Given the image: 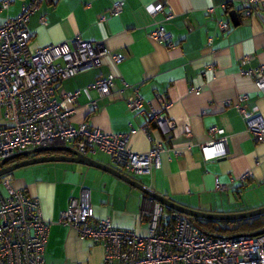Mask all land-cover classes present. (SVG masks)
Returning <instances> with one entry per match:
<instances>
[{
    "label": "crops",
    "instance_id": "obj_1",
    "mask_svg": "<svg viewBox=\"0 0 264 264\" xmlns=\"http://www.w3.org/2000/svg\"><path fill=\"white\" fill-rule=\"evenodd\" d=\"M27 1L8 0L7 7H0V23L17 15ZM114 1L43 0L29 16L27 27L33 34L28 46L35 49L79 36L103 42L111 53L121 52L118 63L106 54L98 64L56 79L54 97L61 100L63 93L81 89L74 101L64 100L73 108L74 125L85 121L105 132H127L126 145L135 152L147 151L157 141L166 149L159 154V167L149 173H126L100 150L86 153L99 165L47 160L11 171L12 185L37 197L41 215L49 222L41 264H101L103 246L59 221L81 187L90 191L94 218L109 216L117 228L145 232L157 201L105 166L195 209L235 212L264 205V141L254 139L235 106L238 96L245 94L241 103L246 108L264 110V90L241 72L264 62V8L245 15L241 0H123L121 11L112 14ZM156 1L163 8L151 14L146 6ZM220 20L227 22L226 29H221ZM157 25L170 33L173 46L149 36ZM108 74L113 75L108 93L85 89ZM135 90L146 107L162 110L174 120L168 134L150 124V139L142 130L145 115L128 112L125 101ZM159 93L168 101L166 107L157 98ZM212 125L224 129L228 153L205 160L199 144L213 136L208 131ZM66 145L74 147L73 142ZM216 182L223 187L216 188Z\"/></svg>",
    "mask_w": 264,
    "mask_h": 264
},
{
    "label": "built area",
    "instance_id": "obj_2",
    "mask_svg": "<svg viewBox=\"0 0 264 264\" xmlns=\"http://www.w3.org/2000/svg\"><path fill=\"white\" fill-rule=\"evenodd\" d=\"M42 1L28 0L17 15L0 23V108H4L3 116L8 121L0 122V160L32 147L73 142L81 153L95 150L107 153L111 162L126 173H149L159 167V154L166 149L162 142H153L147 151L135 152L126 145L127 132H105L85 121L76 125L70 121L73 108L67 107L64 100L74 101L81 89L63 93V99L58 100L54 97L55 80L98 64L103 55H111L116 63L123 55L111 53L103 42L92 43L79 36L30 49L33 32L27 23ZM241 2L245 15L258 14L264 8V0ZM7 5L8 0L0 3L1 8ZM123 5V0L114 1L110 12L118 14ZM146 8L154 14L162 10L163 4L156 1ZM40 21L44 22L43 15ZM218 23L221 29L228 27L226 21ZM149 36L166 47L173 46L170 33L160 25ZM241 72L253 78L257 89L264 90V62ZM112 78V74L99 76L85 89L106 94L113 86ZM194 91L198 93L197 89ZM246 97L239 95L235 106L254 139L264 141V110L246 108L241 103ZM157 98L164 107L168 105L163 94H157ZM125 102L131 115H145L142 130L150 139V124L163 135L173 129L174 120L162 110L146 107L137 90ZM92 106H96L94 100ZM208 131L213 136L199 144L203 159L227 154L224 129L212 125ZM11 181V172L0 176V264H41L49 222L41 215L37 197L14 187ZM215 187L223 185L216 182ZM59 221L73 227L81 238L103 246L101 264H264V230L258 234L212 236L189 220L187 214L165 211L159 202L150 213L145 232L138 233L115 227L109 216L94 218L90 191L81 187L61 211Z\"/></svg>",
    "mask_w": 264,
    "mask_h": 264
},
{
    "label": "water",
    "instance_id": "obj_3",
    "mask_svg": "<svg viewBox=\"0 0 264 264\" xmlns=\"http://www.w3.org/2000/svg\"><path fill=\"white\" fill-rule=\"evenodd\" d=\"M231 16L233 20H237V15L235 11L231 12ZM62 152H69V154ZM47 160H72L87 164H95V165L101 164L95 161L94 159H92L91 157H89L87 154L79 152L70 145H66V144L42 145V146L32 147L22 151H18L11 154L8 157L2 158L0 160V176L6 172H11L20 166H24L35 162L47 161ZM105 167L111 170L112 172H114L115 174H117L118 176H120L121 178L125 179L129 183L141 189L146 195L150 196L152 199L159 202V204H161L162 206H166L168 208H171L172 210H177L179 212L187 214V217L191 221H193L194 217L206 218L211 220H236V219H242L264 213V205L248 210L235 211V212H212V211H205L201 209L187 207L169 199L165 195L159 194L151 190L149 187L141 184L132 177L124 173H121L119 170L113 167H109V166H105ZM263 230H264V226L254 231H248V232L240 231L232 235L240 234V233L258 234L261 233ZM210 234L212 236H226L215 233H210Z\"/></svg>",
    "mask_w": 264,
    "mask_h": 264
},
{
    "label": "trees",
    "instance_id": "obj_4",
    "mask_svg": "<svg viewBox=\"0 0 264 264\" xmlns=\"http://www.w3.org/2000/svg\"><path fill=\"white\" fill-rule=\"evenodd\" d=\"M168 209L172 210L171 208ZM193 222L200 229L219 235L240 232L243 230L252 231L264 225V220L261 218V215L236 220H223L221 221L222 225H219L218 221L200 217H194Z\"/></svg>",
    "mask_w": 264,
    "mask_h": 264
},
{
    "label": "rangeland",
    "instance_id": "obj_5",
    "mask_svg": "<svg viewBox=\"0 0 264 264\" xmlns=\"http://www.w3.org/2000/svg\"><path fill=\"white\" fill-rule=\"evenodd\" d=\"M3 110H4V108H0V122L1 123H7L8 121L3 116ZM261 215H264V213H262ZM219 225H222V224L220 223Z\"/></svg>",
    "mask_w": 264,
    "mask_h": 264
}]
</instances>
